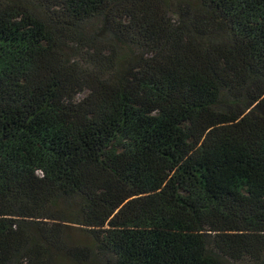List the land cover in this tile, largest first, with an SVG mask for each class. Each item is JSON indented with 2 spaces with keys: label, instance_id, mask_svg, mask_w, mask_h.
Here are the masks:
<instances>
[{
  "label": "trees",
  "instance_id": "obj_1",
  "mask_svg": "<svg viewBox=\"0 0 264 264\" xmlns=\"http://www.w3.org/2000/svg\"><path fill=\"white\" fill-rule=\"evenodd\" d=\"M0 264H264V0H0Z\"/></svg>",
  "mask_w": 264,
  "mask_h": 264
}]
</instances>
